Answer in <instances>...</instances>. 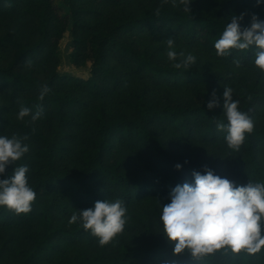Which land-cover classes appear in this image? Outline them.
I'll return each mask as SVG.
<instances>
[{"label":"trees","instance_id":"1","mask_svg":"<svg viewBox=\"0 0 264 264\" xmlns=\"http://www.w3.org/2000/svg\"><path fill=\"white\" fill-rule=\"evenodd\" d=\"M250 1L255 0H227L211 9L190 3L188 9L181 0H152L139 8L128 0H0V14L24 21L21 32L8 23L0 32V115L13 128L4 131L0 124V135L27 136L24 143L29 145L0 178H7L15 165L26 164L36 193L28 212L0 205V229L7 231L0 233V264H264V246L256 253L224 246L198 260L189 251L173 254L174 243L163 233L156 206L151 216L125 224L123 230L135 232L133 237L94 254L79 250L53 256L63 239H78L83 232L95 237L78 223L69 228L60 222L70 202L92 207L97 200L113 198L130 206L159 195L170 197L173 187L192 181L193 170L203 172L205 165L237 184L264 183V70L238 76L196 64L178 69L157 49L139 46L141 36L171 37L206 47L218 62L255 63L254 46L232 48L225 55L214 47L231 22L229 8ZM240 23L248 26L244 17ZM69 25L73 59L91 63L86 79L58 71L59 41ZM136 77L146 79L145 84L136 85ZM230 83L237 85L233 99L238 108L254 125L238 149L230 148L226 131L217 129L218 121L227 123L223 102L219 98V106L207 107L211 86ZM42 85L49 90L41 98ZM165 86H186L188 100H162L157 89ZM110 92L117 93L114 104L93 103ZM21 106L32 110L23 119L18 118ZM82 109L83 117L77 118ZM37 111L41 115L33 121L31 114ZM193 141L212 147L208 160L178 150L179 143ZM133 157L143 162L145 173L133 168ZM177 163L182 167L176 168Z\"/></svg>","mask_w":264,"mask_h":264},{"label":"clouds","instance_id":"2","mask_svg":"<svg viewBox=\"0 0 264 264\" xmlns=\"http://www.w3.org/2000/svg\"><path fill=\"white\" fill-rule=\"evenodd\" d=\"M190 4L191 0H181ZM264 4V0H257ZM243 14L233 15L227 23L214 47L218 55H225L229 49L255 48V65L264 70V19L253 16L247 27L241 26ZM167 56L174 62L175 68H187L196 57L191 53L177 52L175 41L167 39ZM48 86H41V98L48 92ZM207 107L213 109L220 104L214 92ZM223 113L227 123L217 122V129L226 131L228 146L238 149L244 140L245 132H251L253 121L247 113L238 108L239 101L233 99L232 89L225 87L223 93ZM32 110L21 106L18 118L23 119ZM41 115L40 111L31 114L33 121ZM27 136L11 137L0 135V177L10 164H15L29 151L24 143ZM176 168L182 165L177 163ZM28 165L16 166L7 176L0 178V205H6L17 213L28 212L31 202L36 197L29 185L26 173ZM194 179L177 184L169 193L170 202L162 206L160 219L164 234L174 243L173 254L189 251L198 260L205 254L228 246L232 252L242 249L248 253L258 252L264 246V183L249 182L237 184L227 177L216 174L207 165L204 171L193 170ZM127 208L120 199L95 201L92 207L79 209L73 213L69 223L80 221L85 230L98 237L101 246L107 244L118 233L122 232L126 223Z\"/></svg>","mask_w":264,"mask_h":264},{"label":"rangeland","instance_id":"3","mask_svg":"<svg viewBox=\"0 0 264 264\" xmlns=\"http://www.w3.org/2000/svg\"><path fill=\"white\" fill-rule=\"evenodd\" d=\"M152 0H128L127 4L130 6H134L139 8L141 4H150ZM173 2H179L180 0H172ZM227 0H191L190 3L192 4H199L200 6L208 9V8H215L217 3L224 4ZM111 8H114L111 6ZM118 9V7H117ZM231 15H241L243 14V17L246 20V24L249 26L252 22L253 16H258L260 19H264V5L257 3V0L250 1L244 5H235L231 6L230 8ZM9 24L11 28H13L16 32L23 31L22 25L24 24L23 20H20L18 16H7L5 13L0 14V32H3L5 29L6 24ZM74 37L73 33L70 30V25L67 28L66 32L64 33L63 37L59 41V58L60 63L58 65V71L62 74L66 75H72V76H78L81 78H88L91 75L90 71V65L89 62L88 65L84 64L82 59L74 60L73 59V50H74V43H73ZM175 41V49L177 52L183 51L186 54L191 53L196 57V60L193 64L198 65L204 70H207L209 72L218 73V72H228L229 74L233 75L236 74L238 76L245 75V76H251L254 75L260 68L255 65V63L249 64V65H235V64H225L223 62H218L214 59L211 52L201 45H193V46H187L184 44L183 41L174 40ZM140 47H149L152 50L157 49L159 54L163 57V59L167 62L174 63L172 60H170L167 56L168 52V45L167 40H164L162 38L160 39H151L141 36L139 38ZM114 59L111 60L112 63H114ZM118 68L125 70L124 64L119 63L117 61ZM135 84L138 86H142L145 84L146 79H140L136 77L134 79ZM213 93L215 92L218 98L222 102H224L223 93L225 91V87L232 89V95L233 91L237 88V85L235 83H230L228 86L220 85V86H214L212 85ZM189 90L186 88V86L181 87H174V86H165V87H159L157 89V96L161 98L162 100H170L172 102H183L185 100H188L189 98ZM106 101L107 104L112 105L117 101V93H106L100 98L94 99L93 103H99L100 101ZM85 113V109H82L81 113H78L76 116L77 118L83 117V114ZM13 116L17 117L16 114H13ZM261 120H264V116H260ZM0 124L1 129L4 131H10L13 132L12 125L2 116L0 115ZM210 147V148H209ZM208 148H204L201 143L197 141H193L190 143L181 142L177 146L178 150L182 154H187L190 157H200L202 160H208L210 156L212 155V147L209 146ZM211 150V151H210ZM120 156V153H115L114 157ZM114 157L110 159V161L114 160ZM133 168L135 166H139L142 169V172L145 173L146 167L139 159L133 157L131 159ZM109 200L114 201L113 198H108ZM105 200V199H103ZM170 202V197L165 196H155L150 199H145L139 202H135L130 206H126L127 212H126V223L125 224H131L135 221L137 217H143L147 218L152 215L151 209L156 206L162 213V206ZM88 208L87 206H84L82 204L70 202L68 205L67 211L63 212L60 215V222H63L65 226L69 228H74L75 225L78 223L82 225L80 221H77L76 223H69V219L72 216L73 213H78L79 209H85ZM6 229L2 228L0 229L1 234H6ZM135 232L131 231H122L118 233L116 236L113 237L111 241H109L105 245H113L115 241H119L121 238H130L133 237ZM103 245V246H105ZM103 246H101L98 242V237L90 238V236L83 232L80 236H78V239L72 240V239H63L61 243L59 244V247L57 251L53 252L54 257H62V256H68L76 251L83 250L88 254H94L98 252Z\"/></svg>","mask_w":264,"mask_h":264}]
</instances>
